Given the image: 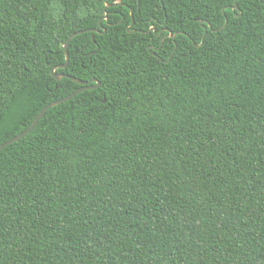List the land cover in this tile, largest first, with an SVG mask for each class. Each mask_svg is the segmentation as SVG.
<instances>
[{
	"label": "trees",
	"instance_id": "obj_1",
	"mask_svg": "<svg viewBox=\"0 0 264 264\" xmlns=\"http://www.w3.org/2000/svg\"><path fill=\"white\" fill-rule=\"evenodd\" d=\"M54 66L100 85L0 150V264H264V0H0V144Z\"/></svg>",
	"mask_w": 264,
	"mask_h": 264
},
{
	"label": "water",
	"instance_id": "obj_2",
	"mask_svg": "<svg viewBox=\"0 0 264 264\" xmlns=\"http://www.w3.org/2000/svg\"><path fill=\"white\" fill-rule=\"evenodd\" d=\"M130 14H131V17H132V10H130ZM106 15L107 14H105L103 16V19L106 18ZM226 22H227V18L225 17L224 25L226 24ZM132 23H133V19L131 20V24ZM98 26H101V20L98 21ZM127 29H129V26H127ZM151 29L155 30V27H152ZM164 29H166V28H164ZM218 29H220V28H218ZM218 29H213V30H218ZM86 31L98 32L99 30H98V28H89V29H85V30H78V31H75V32L71 33L69 35V37L67 38L65 44H64L65 62H64V64L60 65L61 68H65L67 66V64H68V60H69L68 44H69L70 39L74 35L80 34V33L86 32ZM205 34H206V28H204L203 36L201 38V43L203 42V37L205 36ZM169 36L174 38L175 34H172L171 32H169ZM56 68H57V66H54V67L51 68V74L56 80H59L62 77H68V78H71L72 80H74L75 82H77L78 84H80V87H78L76 90H74L73 92L69 93L68 95H66V96H64L62 98H59L57 100L51 101L48 104H46L38 112V114L35 116L33 121L30 123V125L26 129H24L20 133L16 134L15 136H13L10 139H8V140L4 141L3 143H1L0 144V150L3 147H5L6 145H8V144L20 139L21 137L25 136L28 132H30L33 129V127L37 124L38 120L42 117V115L47 111L48 108L72 98L74 95H76L77 93H79V92H81L83 90L96 88V87H98L100 85V82L97 79H95V78H91L89 80H80V79L72 77V76H70V75H68L66 73H56L55 72ZM92 82H94V83H92Z\"/></svg>",
	"mask_w": 264,
	"mask_h": 264
},
{
	"label": "flooded vegetation",
	"instance_id": "obj_3",
	"mask_svg": "<svg viewBox=\"0 0 264 264\" xmlns=\"http://www.w3.org/2000/svg\"><path fill=\"white\" fill-rule=\"evenodd\" d=\"M152 31H154L155 32V30H153L152 29ZM163 31H165V29L164 28H162L158 33H157V35H160L161 34V32H163ZM163 38V37H162ZM162 38H161V40H162Z\"/></svg>",
	"mask_w": 264,
	"mask_h": 264
}]
</instances>
